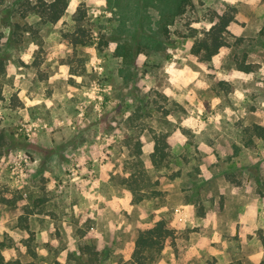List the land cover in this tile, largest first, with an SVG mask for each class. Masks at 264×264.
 <instances>
[{
	"label": "rangeland",
	"instance_id": "obj_1",
	"mask_svg": "<svg viewBox=\"0 0 264 264\" xmlns=\"http://www.w3.org/2000/svg\"><path fill=\"white\" fill-rule=\"evenodd\" d=\"M42 1L0 0L5 264H136L139 230L159 219L173 238L154 264H261L264 135L248 128L264 127V0H190L162 23L159 49L135 54L153 6L126 30L107 0H67L56 22L36 13ZM223 12L233 14L226 46L194 54ZM161 132L169 157L155 167ZM140 170L135 201L123 178Z\"/></svg>",
	"mask_w": 264,
	"mask_h": 264
},
{
	"label": "trees",
	"instance_id": "obj_2",
	"mask_svg": "<svg viewBox=\"0 0 264 264\" xmlns=\"http://www.w3.org/2000/svg\"><path fill=\"white\" fill-rule=\"evenodd\" d=\"M124 0H107L109 6H116L117 12L120 13L121 26L123 29H129L130 26H135L137 23V17L141 16L143 9H146L147 5L153 6L157 9L159 17L157 19H151V15L148 16L147 29L148 33L142 32L140 38L137 41V47L134 50V54L139 52L142 48H148L157 50L161 46V40L156 37V34L164 21L170 22L177 14L183 12L185 6L190 3V0H127V3H122ZM67 0H51L48 2L42 1L39 9L36 13L42 17L46 22H56L63 15ZM233 19V14L230 12H223L216 15L212 24L207 30L204 31L202 36H196L192 44V52L194 54H202L204 58L210 59L216 54L222 47L226 46V40L224 38V32L227 26ZM78 21L81 18L77 19ZM129 20L131 25L126 26L125 21ZM80 27H78V30ZM72 41L74 43H84L85 41L81 37L75 36ZM116 54L128 58L131 56L132 51L125 43L118 45ZM248 65H240L241 69L249 70ZM4 71V63L0 56V72ZM1 91V90H0ZM1 98V95H0ZM252 132L256 134L264 135V127L259 124H254L251 128ZM169 144L167 142V135L165 133H156L154 135V146L151 152V163L155 167L162 166L169 157ZM145 172L140 170L139 176L133 173L130 176L123 178V182L130 188L133 194L136 195L135 201H140L144 193H136L135 190L141 186L140 181L144 180ZM139 180V181H138ZM173 238V230L170 229L165 220L159 219L152 225L147 226L139 230L135 240L132 251V260L136 264H154V254L160 252L168 240ZM0 264H5L3 256L0 253ZM10 264H29L21 262L19 260L11 262ZM264 264V261L261 263Z\"/></svg>",
	"mask_w": 264,
	"mask_h": 264
},
{
	"label": "built area",
	"instance_id": "obj_3",
	"mask_svg": "<svg viewBox=\"0 0 264 264\" xmlns=\"http://www.w3.org/2000/svg\"><path fill=\"white\" fill-rule=\"evenodd\" d=\"M20 157V158H19ZM26 158L18 155V159L12 162L11 171L16 176L17 180L19 181L21 177L24 176V166H25Z\"/></svg>",
	"mask_w": 264,
	"mask_h": 264
},
{
	"label": "clouds",
	"instance_id": "obj_4",
	"mask_svg": "<svg viewBox=\"0 0 264 264\" xmlns=\"http://www.w3.org/2000/svg\"><path fill=\"white\" fill-rule=\"evenodd\" d=\"M73 3L75 4L76 3V0H73ZM97 3L98 4H104L105 3V0H97Z\"/></svg>",
	"mask_w": 264,
	"mask_h": 264
}]
</instances>
